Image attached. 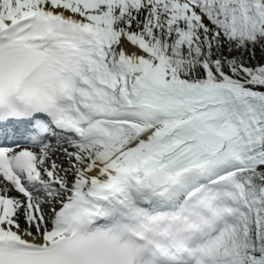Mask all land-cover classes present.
Instances as JSON below:
<instances>
[{
	"label": "snow or ice",
	"instance_id": "1",
	"mask_svg": "<svg viewBox=\"0 0 264 264\" xmlns=\"http://www.w3.org/2000/svg\"><path fill=\"white\" fill-rule=\"evenodd\" d=\"M0 264H264V0H0Z\"/></svg>",
	"mask_w": 264,
	"mask_h": 264
}]
</instances>
